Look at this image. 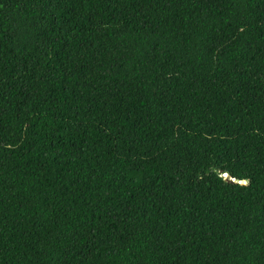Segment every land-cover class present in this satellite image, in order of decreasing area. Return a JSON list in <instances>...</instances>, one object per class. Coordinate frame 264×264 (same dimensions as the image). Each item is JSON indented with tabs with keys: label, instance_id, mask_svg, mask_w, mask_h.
Returning a JSON list of instances; mask_svg holds the SVG:
<instances>
[{
	"label": "trees",
	"instance_id": "1",
	"mask_svg": "<svg viewBox=\"0 0 264 264\" xmlns=\"http://www.w3.org/2000/svg\"><path fill=\"white\" fill-rule=\"evenodd\" d=\"M0 264H264V0H0Z\"/></svg>",
	"mask_w": 264,
	"mask_h": 264
},
{
	"label": "water",
	"instance_id": "2",
	"mask_svg": "<svg viewBox=\"0 0 264 264\" xmlns=\"http://www.w3.org/2000/svg\"><path fill=\"white\" fill-rule=\"evenodd\" d=\"M223 177H224L225 179H227V180L234 181L233 179H230V178L228 177V174H227V173H223ZM239 183H245V181H244V180H241V181H239Z\"/></svg>",
	"mask_w": 264,
	"mask_h": 264
}]
</instances>
